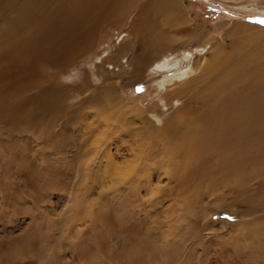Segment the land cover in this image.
I'll list each match as a JSON object with an SVG mask.
<instances>
[{
	"label": "rangeland",
	"instance_id": "rangeland-1",
	"mask_svg": "<svg viewBox=\"0 0 264 264\" xmlns=\"http://www.w3.org/2000/svg\"><path fill=\"white\" fill-rule=\"evenodd\" d=\"M146 1L125 23L100 19L86 49L44 57L33 77L0 60V264H264V251L246 252L260 236H241L264 223V200L236 195L264 186V157L233 173L203 150L171 174L169 137L155 134L188 94L164 95L194 63L217 46L264 47V0H177L179 23ZM150 8L153 23L139 24ZM14 12L0 11V27ZM171 39L206 46L164 68Z\"/></svg>",
	"mask_w": 264,
	"mask_h": 264
},
{
	"label": "bare ground",
	"instance_id": "bare-ground-1",
	"mask_svg": "<svg viewBox=\"0 0 264 264\" xmlns=\"http://www.w3.org/2000/svg\"><path fill=\"white\" fill-rule=\"evenodd\" d=\"M136 1L0 0L2 13L9 7L15 11L12 16L6 18L5 27H0V60L4 58L21 69L31 70L33 73L29 76L33 77L36 63L44 57L57 56L68 51L71 46H76L75 51L86 49L89 45V41L86 40L94 32L100 19L125 23L127 11ZM143 7V10L145 7H155L157 9L155 14L158 12L165 14L170 23L188 19L185 17L181 20L185 10H182L177 0H148ZM151 8L146 14L138 17L139 24L149 27V24L153 23V17L148 14ZM134 22L137 21L134 19L133 22L128 21L126 24L133 25ZM160 33L162 34L159 35ZM164 33L165 30L159 31L156 36L162 38L166 35ZM172 39L162 48L169 53L159 64L161 67L175 65L185 54L192 53L196 48L204 49L206 46L194 45L192 41L182 44L183 41H180V44L177 43L179 49H174L176 42ZM211 54L213 55L210 60L203 65L197 66L194 63L191 66L190 70L192 72L194 70V73H190L189 69L184 71L180 76H187L186 79L172 87L170 91L167 90L164 95L168 104L174 101L171 97L188 94L183 99L185 100L183 104L176 110V115L172 116L163 130L155 133L159 139L163 138V134L169 137L166 146L170 151L168 171L171 174L172 171L177 173L176 170L180 169L181 164L182 166L189 164L192 158H196L200 152L203 153V150L210 152L211 160L215 157L214 154L218 153L221 170L234 168L233 173L241 171L248 162L256 165L261 157H264L263 45L253 47L240 44L229 51L217 46ZM145 57L147 55L143 59ZM196 69L199 71L195 72ZM207 141L210 142L209 145ZM232 148L237 150L232 151ZM201 156L199 164L205 162V159H202L205 155ZM263 172L264 166L260 169L262 177ZM237 179V184L243 186L244 179L239 176ZM227 180V184L234 187L229 177ZM240 188L236 195L241 196V201L249 203L264 200V196L261 197L264 194L261 182H257L254 192ZM257 224L256 229L248 228L241 235L248 241L256 240L255 237L260 236L257 237V241L246 242L249 243L246 252L264 251V223Z\"/></svg>",
	"mask_w": 264,
	"mask_h": 264
},
{
	"label": "snow or ice",
	"instance_id": "snow-or-ice-1",
	"mask_svg": "<svg viewBox=\"0 0 264 264\" xmlns=\"http://www.w3.org/2000/svg\"><path fill=\"white\" fill-rule=\"evenodd\" d=\"M259 22L262 23V24H264V19H261Z\"/></svg>",
	"mask_w": 264,
	"mask_h": 264
}]
</instances>
